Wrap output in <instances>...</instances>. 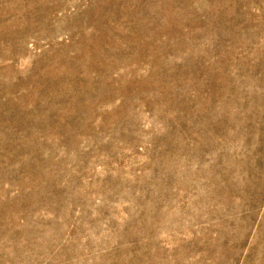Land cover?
I'll list each match as a JSON object with an SVG mask.
<instances>
[{
    "label": "rangeland",
    "instance_id": "374dc122",
    "mask_svg": "<svg viewBox=\"0 0 264 264\" xmlns=\"http://www.w3.org/2000/svg\"><path fill=\"white\" fill-rule=\"evenodd\" d=\"M0 264H264V0H0Z\"/></svg>",
    "mask_w": 264,
    "mask_h": 264
}]
</instances>
